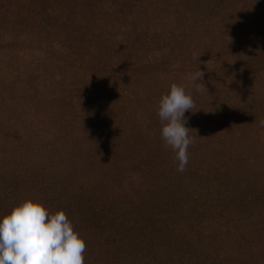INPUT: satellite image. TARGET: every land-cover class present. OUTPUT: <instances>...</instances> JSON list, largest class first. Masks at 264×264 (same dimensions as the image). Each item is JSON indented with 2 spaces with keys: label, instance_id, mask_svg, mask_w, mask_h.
<instances>
[{
  "label": "rangeland",
  "instance_id": "obj_1",
  "mask_svg": "<svg viewBox=\"0 0 264 264\" xmlns=\"http://www.w3.org/2000/svg\"><path fill=\"white\" fill-rule=\"evenodd\" d=\"M173 83L195 103L183 172ZM261 120L264 0H0V217L62 209L84 264H264Z\"/></svg>",
  "mask_w": 264,
  "mask_h": 264
},
{
  "label": "clouds",
  "instance_id": "obj_2",
  "mask_svg": "<svg viewBox=\"0 0 264 264\" xmlns=\"http://www.w3.org/2000/svg\"><path fill=\"white\" fill-rule=\"evenodd\" d=\"M203 75L198 69L189 76L197 92L206 89ZM194 107L191 93L175 83L158 102L160 135L175 152L179 172L185 169L188 147L193 143L184 114ZM260 125L264 126V120ZM85 247L84 239L62 209L50 212L41 202L25 199L0 217V264H84Z\"/></svg>",
  "mask_w": 264,
  "mask_h": 264
}]
</instances>
